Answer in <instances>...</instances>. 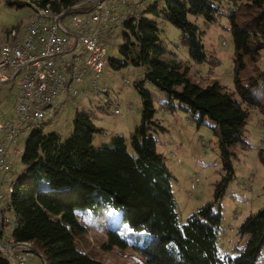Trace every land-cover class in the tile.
Instances as JSON below:
<instances>
[{
	"label": "trees",
	"instance_id": "obj_1",
	"mask_svg": "<svg viewBox=\"0 0 264 264\" xmlns=\"http://www.w3.org/2000/svg\"><path fill=\"white\" fill-rule=\"evenodd\" d=\"M79 1L25 0L12 4L27 5L32 13V6L48 8L50 14L56 15ZM151 2L141 10L125 13L120 24L128 34H122L123 43L117 53L135 67H146L143 80L134 86L140 99V113L129 136L112 135L107 142L92 146L93 135L100 134L102 128L77 109L73 113L71 133L63 140L54 133L43 135L35 125L25 136L22 149L17 144L20 152L11 159L9 172L2 174V177L10 174L13 159L21 154L20 162L25 167L22 175L9 183H0V196L4 197L0 213L6 216H2L0 238L2 231L10 227V242L29 244L45 264H100L89 259L77 246L76 237L83 227L75 217L76 209L94 216H100L108 208L116 210L127 229H107L104 248L129 247L145 264H254L264 246V205L235 228V234L244 238L241 249L231 248L235 256L220 255L215 237L220 222L218 208L233 178L231 162L237 149L248 147L243 136L248 113L241 103L259 107L262 112L257 101L241 86L239 76L245 69L243 59L253 63L264 49V0ZM222 3L231 5L227 8L228 14L220 10ZM188 15L201 17L205 25L219 15L226 16L225 29L230 33L233 47L232 91L217 83L200 88L186 79L181 63L173 58L160 60L164 49L158 28L148 16H160L179 31V45L186 48L192 63L219 64L203 50L200 33L188 22ZM110 30L111 27L109 33ZM23 32L24 28L15 30L16 37L22 38ZM2 33L5 36L8 30ZM105 42L110 45L111 36L110 42ZM114 63L109 61L110 65ZM70 64L71 61L64 64L65 73ZM116 64L117 67L124 65ZM144 82L165 95L166 109L173 110L175 102L176 108L196 126L207 121L218 129L219 179L213 184L211 200L197 207L183 223L179 222L170 190L171 175L149 134L155 129L160 132L164 129L152 120L154 111L150 94L142 86ZM258 160L264 175L261 154ZM262 190L264 193V185ZM1 244L4 243L1 241ZM0 264H7L1 252Z\"/></svg>",
	"mask_w": 264,
	"mask_h": 264
},
{
	"label": "rangeland",
	"instance_id": "obj_2",
	"mask_svg": "<svg viewBox=\"0 0 264 264\" xmlns=\"http://www.w3.org/2000/svg\"><path fill=\"white\" fill-rule=\"evenodd\" d=\"M14 1L25 2V0H0V32L12 28L18 32L31 18L30 7L27 5L16 7L12 4ZM151 3L150 0L145 1L146 6ZM220 6L222 13L228 14L227 8H231V5L222 3ZM148 18L155 22L159 31L160 42L164 49L160 60L173 58L181 63L185 68L186 79L200 88L217 83L228 91L234 89L231 61L233 47L230 33L225 29L228 25L225 15H219L215 21L207 25L199 16H187L188 22L194 24L200 33L203 50L219 61L216 66L214 61L212 65L192 63L186 48L179 45V31L167 24L160 16H148ZM62 22L71 29L69 16H66ZM124 33L128 34L121 25H112L111 44L105 42V35L101 37V41L104 42L105 64L99 78L94 83L93 76L89 73L84 74L82 83L77 86L81 94L75 100V104L64 103L46 110L41 121L35 126L43 135L54 133L60 140L67 138L71 133L73 113L77 109L83 110L95 124L98 123L95 121L96 118L101 121L102 132L92 137L94 147L107 142L112 135L126 138L131 127L137 125L140 99L134 86L143 80L146 67L143 65L135 67L128 58L117 53L118 47L123 43L121 36ZM133 49L135 51V47ZM109 61L124 65L117 67L116 63L110 65ZM243 64L245 69L239 76L240 84L257 101L262 112L259 107H250L241 103V107L248 113V121L243 130L248 147L237 149L236 157L231 162L233 178L218 208L220 222L215 234L218 253L228 256L236 255L231 251V247L239 250L244 245V238L235 234V228L246 216L264 205L262 190L264 175L258 160L259 154L264 159V49L259 52L255 62L250 63L244 58ZM261 73L263 75L260 76ZM18 79L19 76H16L14 81L0 85L1 115L7 114L15 102ZM124 82L127 83L126 86L123 85ZM142 86L151 97L154 111L152 120L164 129L162 132L155 129L149 134L155 140L156 152L163 157L171 175L172 197L177 199V206L178 203L184 205L183 213L195 210L211 200L213 184L219 179L218 129L207 121L205 125L196 126L185 113L176 108L175 102H173V110L166 109L167 99L158 89L145 82ZM124 105H129L127 112ZM116 109L120 111L118 115L113 114V110ZM25 138L21 136L17 138L20 149ZM20 156L21 154L13 159L9 175L11 181L21 176L25 170L20 162ZM194 179L196 181L191 183ZM4 182L0 174V183L4 184ZM178 211L179 222L183 223L189 214L180 213L179 207ZM216 211L217 207H214L213 212ZM74 213L83 227V231L76 237L77 246L87 253L89 259L100 264H145L143 258L129 247L104 248L107 243L104 232L107 229L118 228L121 231L127 229V225L120 222L116 210L108 208L100 216L91 215L81 209H76ZM7 217L10 218L9 214ZM2 233L4 237L6 232L2 231ZM28 255L30 256L27 258L28 264H43L39 258ZM254 264H264V246Z\"/></svg>",
	"mask_w": 264,
	"mask_h": 264
},
{
	"label": "built area",
	"instance_id": "obj_3",
	"mask_svg": "<svg viewBox=\"0 0 264 264\" xmlns=\"http://www.w3.org/2000/svg\"><path fill=\"white\" fill-rule=\"evenodd\" d=\"M145 1L80 0L56 15L48 8L32 6L23 37H16L14 29L8 30L5 40L0 41V85L14 81L16 76L19 79L11 113L0 114V174L9 172L11 159L20 152L17 138L27 136L47 109L75 104L79 94L76 86L84 74L89 73L96 82L105 64L101 37L107 36L109 43V28L120 25L125 13L143 9ZM66 12L70 30L62 22L65 17L59 19ZM70 61L65 73L64 64ZM124 108L127 111L129 105ZM119 112L113 110L114 115ZM3 199L0 196V207ZM17 244L9 248L13 245L9 242L0 252L7 264H28V244Z\"/></svg>",
	"mask_w": 264,
	"mask_h": 264
},
{
	"label": "crops",
	"instance_id": "obj_4",
	"mask_svg": "<svg viewBox=\"0 0 264 264\" xmlns=\"http://www.w3.org/2000/svg\"><path fill=\"white\" fill-rule=\"evenodd\" d=\"M5 31H6V30H5ZM4 34H5V33L0 32V41L5 40V36H4ZM20 35H21V32H20ZM95 121L98 122V123H96V124H97V126L100 127L101 121H99L98 118H96ZM128 136H129V133H128ZM128 136H127V137H128ZM9 175H10V174H9ZM9 175L3 177V178H4V181H5L6 183H9V182L11 181V179H9ZM173 199H174V201H176V203L178 202L177 199H175V198H173ZM176 207H177V210H178V207L181 208L180 213L185 214V215H186V214H191V213H193V212L195 211V210H192V211H190V212L183 213L184 205H183V204L179 205V203H178V206H177V204H176ZM178 213H179V211H178ZM2 216H3V217H6L4 214H2ZM5 232H6V235L3 237V236H2L3 233H2V234H1V238H0V242L2 241V242L4 243L3 246L8 245V243L10 242L9 237H8V232H9V230H8V229H5ZM231 248H232V247H231Z\"/></svg>",
	"mask_w": 264,
	"mask_h": 264
},
{
	"label": "water",
	"instance_id": "obj_5",
	"mask_svg": "<svg viewBox=\"0 0 264 264\" xmlns=\"http://www.w3.org/2000/svg\"><path fill=\"white\" fill-rule=\"evenodd\" d=\"M69 15V12H66V13H64L59 19H61V18H63V17H66V16H68ZM1 220H0V226H1ZM18 244H13L12 246H10L9 248H12V247H14V246H17ZM26 247H27V252H29L31 255H33V256H35V257H37V258H39L40 260H42V262H43V264H45V262L43 261V259H42V257H40V255L32 248V247H30L29 245H26ZM4 248H6L5 246H3L1 243H0V249H4Z\"/></svg>",
	"mask_w": 264,
	"mask_h": 264
},
{
	"label": "clouds",
	"instance_id": "obj_6",
	"mask_svg": "<svg viewBox=\"0 0 264 264\" xmlns=\"http://www.w3.org/2000/svg\"><path fill=\"white\" fill-rule=\"evenodd\" d=\"M1 243V242H0ZM17 244V243H16ZM3 245V244H2ZM29 245V244H28ZM30 246V245H29Z\"/></svg>",
	"mask_w": 264,
	"mask_h": 264
}]
</instances>
